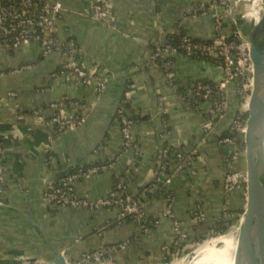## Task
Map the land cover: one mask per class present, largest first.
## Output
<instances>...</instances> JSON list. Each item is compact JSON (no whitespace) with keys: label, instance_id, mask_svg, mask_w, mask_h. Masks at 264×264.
Here are the masks:
<instances>
[{"label":"crops","instance_id":"obj_1","mask_svg":"<svg viewBox=\"0 0 264 264\" xmlns=\"http://www.w3.org/2000/svg\"><path fill=\"white\" fill-rule=\"evenodd\" d=\"M49 1L61 2L63 7L56 30L58 42L64 45L72 38L81 51L78 59L82 66L98 69L106 88L99 97L95 80L83 84L70 75L53 77L65 65L61 51L44 57L33 43L10 52L0 45V137H11L5 143L6 171L0 181V204L20 209L40 224L53 246L66 252L69 263L79 262L83 254L97 248L136 237L135 245L94 264H178L170 259L175 248L174 219L182 224L183 246L209 233L214 216L229 202L222 192L226 174L222 162L227 164L223 152L233 154L235 148L213 141L220 130L227 128V117L211 132H205L203 111L209 109V104L194 106L186 94L176 93L149 57L152 47L164 43L176 26L193 37L212 40L216 35L214 12L197 11L201 5L208 6V0H113V18L106 27L89 15L94 0ZM256 3L253 0L252 24L256 23L254 17H259ZM224 28L231 30L229 26ZM174 57L182 87L195 80L212 84L223 78L212 61L179 53ZM123 66L127 75L116 99L112 87ZM9 92L18 96L12 98ZM123 99L129 104L128 115L136 120L132 118V150L115 169L80 178L73 187L79 197H105L116 190V177L121 175L127 194L144 205L151 224L145 231L131 220L120 221L115 209L89 212L51 208L44 200L49 175L73 166L72 174L80 165L106 162L118 153L122 138L116 110ZM52 104H61L55 111L66 116L83 114L85 122L79 128L65 130L41 126L37 116L50 117L54 113ZM164 149L184 155L198 151L188 168L177 172L167 186L174 195L170 204L174 219L165 216L170 206L168 197L156 195L155 189L147 186L155 181ZM239 203L243 218L245 190ZM198 211L205 215L199 225L191 218ZM165 246L170 249L167 255L163 252ZM36 261L51 264V257L33 230L19 216L0 212V264Z\"/></svg>","mask_w":264,"mask_h":264},{"label":"built area","instance_id":"obj_2","mask_svg":"<svg viewBox=\"0 0 264 264\" xmlns=\"http://www.w3.org/2000/svg\"><path fill=\"white\" fill-rule=\"evenodd\" d=\"M7 0H0V35L3 42L1 47L7 51L20 46L36 44L44 57L50 56L58 51L63 52L65 65L52 74L53 77L70 75L78 79L83 84L95 80L97 83V95L100 97L106 88V80L100 76L98 69H85L80 60L81 51L77 44L71 38L64 45H61L56 38L57 24L62 17L63 7L61 2L49 0H9L10 4L5 5ZM208 6L201 5L197 11L210 10L214 12L216 22V35L210 43L195 42L192 37L186 35L183 38L182 47L185 50L186 57L203 60H212L215 66L222 72L223 78L215 84L195 80L187 84V96L193 104L200 106L201 103H208L209 109L203 111L206 114V120L203 124L205 132H211L216 125L229 114L231 92L238 99L239 117L231 124V133L233 137H224L220 143L234 146V152L231 154L230 164L241 162L243 157V137L246 128V117L249 108V101L253 91V63L250 57L249 43L242 37L239 29L231 17V0H208ZM238 5L242 4L239 10L243 18L252 19L254 9L253 1L235 0ZM113 0H94L92 3L93 20L110 27L112 21ZM263 0H257V14H260ZM228 18L233 22L234 27L226 31L224 21ZM12 41V44L7 42ZM178 54L176 48L161 43L151 51L149 61L161 69L168 80L170 86L175 91L177 85V76L175 73L174 61L168 58ZM75 58V60H74ZM74 60V61H73ZM12 98H16V92H9ZM188 99V98H187ZM125 100V99H123ZM123 100L116 110V119L120 126L122 144L117 154L106 162L95 163L92 165H80L75 172L66 178L50 182L44 189V200L51 208H66L70 210H86L89 212H98L103 209H115L118 212L119 220H131L141 229L149 224L143 203L126 192V183L121 175H117L116 190L105 197H79L73 187V182L84 177L101 174L116 168L122 159L129 154L133 148V127L134 120L128 115ZM189 101V100H188ZM125 102V101H124ZM61 104H52L50 109L54 113L50 117L37 116V123L45 127L57 128L58 130L79 128L85 122V117L81 113H75L66 116L62 112L55 111L60 109ZM11 137L5 135L0 137V181L4 180L5 160L7 157L5 143L9 142ZM167 149L161 152V165L156 174L155 181L148 185V189H156V184L164 182L166 186L171 183V178L166 177L168 167ZM198 151L194 149L189 157L183 153L176 152V159L179 167L177 172L184 170L183 163L193 162ZM223 189L226 194L245 190V176L243 170L229 171L223 179ZM169 205L174 201L172 194L167 195ZM1 205V204H0ZM225 211V208L224 210ZM225 213V212H224ZM226 214V213H225ZM165 216L174 219L171 210H166ZM193 224H202L205 221L203 211L195 212L191 215ZM157 224V223H154ZM174 230L176 234L174 242V252H178L185 242V236L182 230V224L174 219ZM145 231V229L143 230ZM138 239L128 238L122 242L109 246L97 248L91 252L83 254L79 262L69 264H94L102 260L111 259L119 251L126 250L134 245ZM169 247H163L165 255L169 253ZM171 253V252H170ZM63 254H66L64 251ZM33 264H41L38 261ZM47 264V263H46Z\"/></svg>","mask_w":264,"mask_h":264},{"label":"water","instance_id":"obj_3","mask_svg":"<svg viewBox=\"0 0 264 264\" xmlns=\"http://www.w3.org/2000/svg\"><path fill=\"white\" fill-rule=\"evenodd\" d=\"M88 12L90 16L93 15L92 5ZM230 13L242 37L249 43L250 57L254 67V84L246 117L241 162L245 176L246 208L237 235L233 264H264V16H261L260 11V20L251 24L250 19L243 18L235 0H231ZM103 25L105 26V24ZM126 75L127 69L126 66H123L114 78L112 92L116 99L120 97ZM160 165L161 160L157 172H159ZM73 169L72 166L49 175L45 180V187L52 181L68 177ZM0 212L15 214L29 225L49 253L51 264H69L66 254H63L64 250L55 248L40 224L36 223L28 214L20 209L2 204ZM194 256L195 254L191 253L188 260Z\"/></svg>","mask_w":264,"mask_h":264},{"label":"trees","instance_id":"obj_4","mask_svg":"<svg viewBox=\"0 0 264 264\" xmlns=\"http://www.w3.org/2000/svg\"><path fill=\"white\" fill-rule=\"evenodd\" d=\"M4 4L8 5V4H10V1L7 0L6 2H4ZM224 24H225L224 25L225 27L229 26L230 29L233 28V26H234L233 22H230V20L228 18H226V20L224 21ZM186 35L190 36V34L187 33V31H185L183 28L176 26L175 31L173 33L168 34L166 36V38L164 40V43L166 42V45H170L172 48H176L177 52L179 54H183V55L186 56L185 50L182 47L183 38ZM190 37H192V36H190ZM3 39L4 38L1 37V35H0V42H3ZM192 40L195 41V42H201V43H210V42H212V40L205 41V40L199 39L197 37H192ZM7 44H12V41H10V42L8 41ZM154 48L155 47H152V50ZM78 49H79V47H78ZM168 59L171 60V61H174L175 57H174V55H172ZM202 61L210 62V60H208V59H203ZM60 69L58 70L59 72H60ZM204 82H206V81H204ZM212 84H215V83H212ZM177 85L179 87L177 88L176 93L179 92V93H182V95L186 94V97L188 98L189 102L192 105L195 106V104H193L191 99L187 96L188 89L186 87H182L181 85H179L178 81H177ZM124 101L125 100H123V105H124L126 111L128 112L129 104L127 102H124ZM238 105H239V102H238L237 96L233 92H231L229 114L227 115V118H226L227 119L226 123H227L228 126H227V128L220 130V132H218L219 134H217V136H214L213 141L215 142L216 145L220 144L219 146H221L222 144L220 143V141L224 137H233V138H235V135L231 133L230 127H231L232 122L234 120H236L239 117V115H240ZM133 119L135 120V118H133ZM216 126H218V125H216ZM224 146H225V148L229 147L227 145H224ZM223 148L224 147H220L221 150ZM223 153L227 154V159H226L227 160V164L224 163L225 161L222 162L224 165H226L225 166L226 168L224 167L225 173L229 172L230 170L231 171H239L240 170V162H235L233 164H230L228 161H230L229 159L231 157V154L226 153V152H223ZM175 154H176L175 152H173L171 149H169V153H168L169 157H168V161H167L168 167H167V171H166V177L167 178L173 177L178 171L179 164H178V161L176 159V155ZM185 156L189 157L190 155H185ZM5 164H6V160H5ZM189 164H191V163L190 162L183 163V168L186 170L188 168ZM224 177H223V179H224ZM155 187H156V189H155V194L156 195L157 194H161L163 196H167L168 194H170L168 192L169 189L164 184V182L157 183ZM222 188H223V186H222ZM222 192H223V196H224L225 199H227L229 197V202H228V204L226 206H224V207H222L220 209L218 215L214 216V218H213V226H210V228H209V234H210L211 237H213V235H216V234L220 235V234L224 233L225 230H226L225 226H227V225L229 226V225L233 224L234 222H236L237 215L239 216L241 214L240 203H239V199H240V196H241V191L226 194L224 189H223ZM225 207L228 208V211L225 212V213L228 214L229 215L228 218L231 217V219H227V220L221 221L220 214H221V212H223V209ZM222 224H223V226H222ZM150 225H151L150 223L147 224L145 226V228H143L142 230L148 228ZM198 240L199 239H196V241H198Z\"/></svg>","mask_w":264,"mask_h":264},{"label":"rangeland","instance_id":"obj_5","mask_svg":"<svg viewBox=\"0 0 264 264\" xmlns=\"http://www.w3.org/2000/svg\"><path fill=\"white\" fill-rule=\"evenodd\" d=\"M248 1L252 2L253 0H248ZM242 4L238 5V10L242 6ZM261 13H262L261 16H264V8H262ZM230 22H232V21H230ZM227 211H228V208L225 207V211L221 212V214H220L221 221L231 219V217L228 218L229 217L228 214L224 213ZM241 218H242V216L237 215L236 222H234L233 224H231L229 226L228 225L225 226V228H226L225 232L220 234V235L216 234V235H213V237H211L210 234L208 233L206 236H203L201 239H199L198 241H196L194 243H188V245L181 246L182 248H180V250L178 252H171L170 253V259L172 261L178 263V264H195L196 261L198 260L197 256L199 255L200 250H202L211 241V239L213 240V238L214 239L215 238H221L223 236H229L232 238H237L239 228H240V224H241ZM222 226H223V224H222ZM221 246H222L221 243L220 244L218 243L216 245V247H221ZM191 253H194L195 256L193 258L191 257V259L188 260L189 255ZM194 258H196V259L193 260Z\"/></svg>","mask_w":264,"mask_h":264},{"label":"bare ground","instance_id":"obj_6","mask_svg":"<svg viewBox=\"0 0 264 264\" xmlns=\"http://www.w3.org/2000/svg\"><path fill=\"white\" fill-rule=\"evenodd\" d=\"M260 18V15L259 17H254L256 23L260 20ZM218 243H221L222 246L216 247ZM236 245L237 238L229 236H223L215 239L213 238V240L211 239V241L202 250H200V253L197 256L198 260L195 264H233ZM195 259L196 258L193 260Z\"/></svg>","mask_w":264,"mask_h":264}]
</instances>
